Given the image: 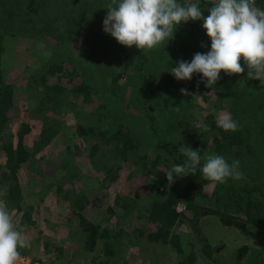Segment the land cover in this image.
<instances>
[{"label": "trees", "instance_id": "1", "mask_svg": "<svg viewBox=\"0 0 264 264\" xmlns=\"http://www.w3.org/2000/svg\"><path fill=\"white\" fill-rule=\"evenodd\" d=\"M81 1L0 0V146L5 154V162L0 165V181L7 185V193L4 196L6 203L22 211L21 224L32 221V205L28 204L23 207L21 186L17 176L21 163L27 161L30 156L24 136L31 130V125L26 121H21L16 129L15 139H13L12 132H6V130L9 131V122L15 108L13 87L11 83L5 81L6 67L2 60V54L6 48L4 38L9 32L15 34L17 30H20L23 36H26L28 32V37L31 38L34 34H38V31L43 33L53 29L55 41L59 43L66 35L70 38L73 33L84 32L83 40L88 47V49L85 48L84 57L87 56L93 60L95 65L93 68L97 66L95 62L102 67L105 66L107 69L99 68L100 70L96 72L99 71L104 77L107 74L109 82L101 86L91 85L90 71L94 70H87L82 65L83 69L87 70H83L82 78L70 87L63 86L59 83L60 76L64 72L67 75L70 73L58 61L47 60L37 71L39 78H33L31 84L34 91L38 93V101L33 110L41 113L45 107L53 110L61 104L68 103L72 98L81 99V103L75 110L77 114L85 117V121L76 122L74 131H78L84 138H91L90 155L95 156L101 148L100 141H104L110 145L111 151L117 157L126 158L140 146L137 145L136 140H141L142 136L136 131L147 129L156 140L153 153L162 154L165 159L174 160L176 164H183L187 157L179 152V147L190 146L202 157L205 152L203 144L201 146L198 144L201 135L192 138L196 131H204L195 127V124L199 122L209 125V131H216L212 141L206 144L208 143L210 150L218 154L230 150L231 145L240 147L248 138L247 131H256L264 135V78L250 79L247 76L248 69L243 59H241L243 73L229 75L221 70L220 79L211 87L207 85L206 79L200 73L192 75L191 80L184 87L186 91L182 92L174 86L172 67L178 66L181 60L191 62L197 52L206 53L210 50L211 40L202 27V19L195 21L189 19L178 26L173 38L150 50L152 56L147 62L146 49H138L135 45L124 46L110 33L104 31L103 20L108 11L106 6L111 0ZM198 3L206 16L214 0H198ZM255 4L264 9V0H255ZM56 22H59V25L63 23V28H59ZM183 26L191 30H182ZM186 32L188 35H185ZM188 87L207 88L215 94L214 98L209 101L212 102L209 111L201 121L196 120L195 114L186 107L179 111L181 106H177L183 101L190 102L194 98V94L188 92ZM92 93L100 98L95 105L89 100ZM132 100L134 109L130 110L128 106ZM155 104L160 106V117L167 109L163 112L165 129L166 131H172V129L180 131L181 134L177 139H165L159 133L161 124L153 108ZM168 105L172 106L168 107ZM219 109L233 115L234 120L239 123L237 131H224L217 126L215 114ZM91 115L95 118H91ZM40 116L43 121L39 134L40 141L47 143L52 136L45 131H57V125L48 123L51 119L48 115L42 113ZM125 117L129 119L132 117L135 125L140 122H146V125L134 129L131 125L132 121H125ZM141 156L147 157V154L142 153ZM203 162L202 160L195 174L184 175L185 182L176 190H167L166 174L152 175L146 181L151 194L144 206L136 207L134 214L139 218L144 216L146 222L151 224L148 231L143 225L135 228L137 233L150 241L171 242L180 253L178 264H196L193 249L184 250L180 237L174 235L173 232L174 225L184 216L182 211L176 210L178 201L185 202L189 208V218L193 222L191 226L197 233L198 240L202 242L203 251L209 257L218 251L221 245H211L201 231L199 220L202 215L214 213L223 224L237 227H246V222L250 225L256 224L258 229L253 231L256 235L264 231V190L258 177L256 181H252L251 174H248L247 180L239 183L229 179L228 187H224L223 184L217 185L212 194L207 197V204H199L195 195L201 191L202 184L206 181L202 178L201 172ZM120 167V164L113 166L108 161L103 181L109 183L114 181ZM222 188L229 193L227 200L223 201L221 199L225 197V194L220 191ZM94 198L95 194H84L80 191L74 201L80 211ZM118 201L119 196L115 197V202ZM238 212H243V216ZM124 214H127L126 209L123 210V214L117 213L115 223L109 221L102 224L86 219L83 213L79 212L81 227L85 232L84 246L92 250L98 239H103L104 254L109 257L113 256L123 236L129 239L131 235L130 231L124 229L122 219ZM246 248V245L238 248L237 255H240V252ZM253 250H256L255 247ZM237 262L236 258L235 263L238 264Z\"/></svg>", "mask_w": 264, "mask_h": 264}, {"label": "rangeland", "instance_id": "2", "mask_svg": "<svg viewBox=\"0 0 264 264\" xmlns=\"http://www.w3.org/2000/svg\"><path fill=\"white\" fill-rule=\"evenodd\" d=\"M194 1L191 0V2ZM186 2L187 0H178V3L182 5ZM201 23L203 25V20ZM56 24L59 28L64 26L63 23L59 25V22H56ZM182 28V30L188 29L184 26ZM19 31L17 30L15 34L9 32L4 38L6 48L2 54V60L6 67L5 81L11 83L13 87L15 107L9 122V131L6 130V132H12L13 139H15V132L21 121H26L31 125V130L24 136L30 156L27 161L21 163L17 171L22 192V205L23 207L28 204L32 205L31 222L21 224L22 211L6 203L4 196L7 193V185L0 181V206H4L10 212L14 223L22 229L27 238V246L19 250L40 258L46 264H178L180 253L171 242L150 241L137 233L135 228L143 225L148 231L151 224L146 222L144 216L139 218L134 215L136 207L144 206L151 194L146 181L157 173L166 174V171L176 164L174 160H167L162 154L153 153L156 140L147 129L136 131L142 136L141 140H136L137 145L140 146L126 158L117 157L111 151L110 145L104 141H100L101 148L96 155H90L91 138H84L78 131H74L76 122L85 121V117L77 114L75 110L81 103L80 98H72L68 103L61 104L53 110L45 107L42 113L51 118L48 120L50 125L53 123L57 125V131H45L52 138L49 142L42 143L39 137L43 125L40 116L42 113L33 110L38 101V93L34 91L31 80L39 78L37 71L42 67L43 62L55 60L64 65L70 74L67 75L64 72L59 78V83L66 87L77 83L83 76V70H94L90 71L91 85L101 86L109 82V77L107 74L104 77L99 71L96 72L100 70L99 68L107 69L105 66L102 67L95 62L100 67L93 68L95 66L93 60L87 56L84 57L85 48L88 49L83 40L84 32L73 33L70 38L66 35L59 43L55 41L53 29L43 33L38 31V34H34L31 38L28 37V32L26 36H23ZM185 35H188L187 32ZM146 51L148 62L152 55L150 50L146 49ZM82 65L87 70L83 69ZM173 79L174 86L178 90L184 89L189 82L187 79L179 80L175 76ZM188 92L194 94V98L190 102L183 101L177 105L181 106L179 111L186 107L195 114L196 120L201 121L209 111L212 104L209 101L214 98L215 94L207 88L188 87ZM89 100L95 105L100 98L92 93ZM171 106L168 105V107ZM128 107L130 110L134 109L133 100L130 101ZM153 108L161 124L159 133L162 137L169 140L177 139L181 134L180 131L174 129L166 131L165 129L163 112L167 109L160 117V106L155 104ZM173 108H175L174 105ZM124 110L128 111V109ZM222 113L225 111L219 109L215 118L217 119L218 114ZM231 117L234 119L232 114ZM91 118H95L94 115H91ZM130 118L125 117V121L131 120L134 129L146 125V122L135 125L133 118ZM247 132L248 138L240 147L231 145L230 150L223 154L219 153V155L224 156L229 163L233 160L240 161V171L244 178L235 183L247 180L246 176L251 174V180L256 181L258 177L264 190V135L256 131ZM215 133L216 131H196L193 135V139L201 135L198 144L199 146L203 144L205 147L203 156L215 153L212 149L210 150L208 143L206 144L212 141ZM142 153H146L147 157L141 156ZM108 161L113 166L116 164L121 166L117 177L110 183L103 181ZM4 162L5 154L0 146V165ZM184 182L185 176L174 177L173 182L168 181L167 190H176ZM227 183L223 186L228 187ZM217 185L219 183L205 181L201 191L195 195L196 201L199 204H207V197L212 194ZM80 191L84 194L93 193L95 198L79 211L74 199ZM220 191L225 194V197L221 199L223 201L229 193L223 188ZM117 196H119V201L115 202ZM183 203L185 207L180 211L184 216L174 225L173 232L174 235L180 237L184 250L193 249L196 264H236V258L238 264H264V231L256 235L253 231L258 227L256 224L250 225L249 222H246V227L223 224L214 213L202 215L199 220L201 231L210 244L221 245L211 257L207 256L201 247L202 242L198 240L197 233L191 226L193 222L189 218V208L185 202ZM108 207L113 210L111 211ZM125 209L127 214L122 216L124 229L130 231L131 235L129 239L123 236L113 256L109 257L104 254L103 239H98L92 250L84 246L85 232L81 227L79 212L92 222L106 224L109 221L115 223L117 213L123 214ZM242 213L238 212L243 216ZM242 245H246L247 248L237 255L238 248ZM254 247L256 250H253Z\"/></svg>", "mask_w": 264, "mask_h": 264}, {"label": "clouds", "instance_id": "3", "mask_svg": "<svg viewBox=\"0 0 264 264\" xmlns=\"http://www.w3.org/2000/svg\"><path fill=\"white\" fill-rule=\"evenodd\" d=\"M106 9L104 31L120 44L135 45L141 50H151L168 42L177 27L189 19H202V27L211 40L210 50L197 52L191 62L181 60L178 66L172 67L171 73L179 80H191L194 73H200L211 87L220 79L221 70L229 75L243 73L241 59L250 79L264 78V9L257 7L255 0H214L206 16L198 0H187L183 5L178 0H111ZM216 123L224 131L239 129V123L230 113L218 114ZM195 127L210 130L203 122L196 123ZM178 150L187 159L166 171L168 181L195 174L202 160V178L206 181L224 184L229 179L244 178L239 160L229 163L224 156L215 153L202 157L190 146H181ZM26 246L27 238L22 229L14 223L10 212L0 206V264H17L19 249Z\"/></svg>", "mask_w": 264, "mask_h": 264}, {"label": "built area", "instance_id": "4", "mask_svg": "<svg viewBox=\"0 0 264 264\" xmlns=\"http://www.w3.org/2000/svg\"><path fill=\"white\" fill-rule=\"evenodd\" d=\"M185 207L183 201H179L176 205L177 210H182ZM20 251V250H19ZM17 264H46L42 260L38 259L37 257H33L27 253L20 251V259Z\"/></svg>", "mask_w": 264, "mask_h": 264}]
</instances>
